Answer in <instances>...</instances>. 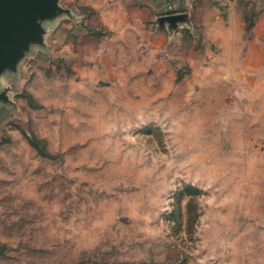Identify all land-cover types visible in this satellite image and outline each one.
<instances>
[{
  "label": "rangeland",
  "instance_id": "374dc122",
  "mask_svg": "<svg viewBox=\"0 0 264 264\" xmlns=\"http://www.w3.org/2000/svg\"><path fill=\"white\" fill-rule=\"evenodd\" d=\"M60 7L0 74V264H264V10Z\"/></svg>",
  "mask_w": 264,
  "mask_h": 264
},
{
  "label": "water",
  "instance_id": "95a60500",
  "mask_svg": "<svg viewBox=\"0 0 264 264\" xmlns=\"http://www.w3.org/2000/svg\"><path fill=\"white\" fill-rule=\"evenodd\" d=\"M60 10V0H0V74L14 68L33 41L41 40L39 19L51 18Z\"/></svg>",
  "mask_w": 264,
  "mask_h": 264
},
{
  "label": "crops",
  "instance_id": "0c3cea01",
  "mask_svg": "<svg viewBox=\"0 0 264 264\" xmlns=\"http://www.w3.org/2000/svg\"><path fill=\"white\" fill-rule=\"evenodd\" d=\"M244 1L250 4V7L252 8L257 7V8H262L264 10V0H244Z\"/></svg>",
  "mask_w": 264,
  "mask_h": 264
}]
</instances>
